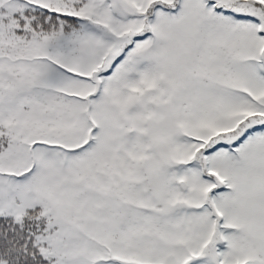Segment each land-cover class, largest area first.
<instances>
[{"label":"snow or ice","instance_id":"obj_1","mask_svg":"<svg viewBox=\"0 0 264 264\" xmlns=\"http://www.w3.org/2000/svg\"><path fill=\"white\" fill-rule=\"evenodd\" d=\"M0 264H264V0H0Z\"/></svg>","mask_w":264,"mask_h":264}]
</instances>
